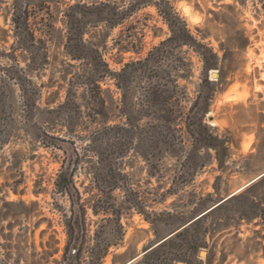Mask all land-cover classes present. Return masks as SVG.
<instances>
[{
  "label": "rangeland",
  "instance_id": "1",
  "mask_svg": "<svg viewBox=\"0 0 264 264\" xmlns=\"http://www.w3.org/2000/svg\"><path fill=\"white\" fill-rule=\"evenodd\" d=\"M12 1L0 0V264H114V260L115 264H129L157 240L152 223L136 208L123 211V243L112 247L104 260L99 261L91 256L88 247L93 244L95 229L105 215H95L89 207V231L81 257L73 259L64 255L69 239L65 223L71 215V201L68 195L56 189L55 181L62 162L69 157L65 149L72 146L55 138L64 135L61 133L62 122L54 120V115L47 109L65 100L67 83L61 77V70L69 62H78L65 54L63 11L66 4L57 6L52 2V16L45 12L47 21L56 25L48 36L49 63L32 77L39 94L37 107L33 105L28 110L18 83L5 73V69L16 63L25 67L28 61L27 53L13 47ZM171 1L194 33L204 37L203 40L220 55L221 68L212 69L210 78L219 79L221 74L224 78L206 120L217 127L219 133L232 139L233 152L226 172L222 173L217 162L212 161L173 195H168L167 191L180 165L176 156L165 154L148 162L134 149L120 160L129 172L132 189L139 194L141 209L157 221L162 235L170 230L165 224L168 217L159 214L170 211L178 216V220L191 219L199 198L215 193L214 183L218 175L222 174L219 198H224L246 189L254 183L249 184L252 179L264 172L262 0ZM101 30L98 27L92 32ZM169 34V27L156 8L148 6L116 27L101 49L111 68L118 70L125 62L145 56ZM92 39L98 40L99 33H95ZM121 43L129 48H122ZM184 50L192 59L194 68L189 81L180 80V84L187 88L188 98L182 101L187 108L200 88L203 63L191 49L185 47ZM7 53H14L17 60H12ZM214 71L218 72L217 77L212 75ZM102 87L112 117L118 122L121 93L111 78L103 81ZM82 91L79 88L78 94L81 95ZM84 122L81 120L78 124L75 136L84 135L85 127L97 126ZM180 130L188 149L191 139L184 127ZM75 142L83 154L87 142L78 137ZM75 182L83 199L90 200L94 185L86 160L80 164ZM250 193L264 201V183L258 184ZM114 195L121 202L125 192L117 189ZM229 221L232 226L226 228L218 225L226 222L224 215L206 220L205 225L210 226L206 236L208 246L199 249L200 264H264V221L259 218L252 222L242 220L237 223L230 218ZM202 251L206 256L201 255Z\"/></svg>",
  "mask_w": 264,
  "mask_h": 264
},
{
  "label": "trees",
  "instance_id": "2",
  "mask_svg": "<svg viewBox=\"0 0 264 264\" xmlns=\"http://www.w3.org/2000/svg\"><path fill=\"white\" fill-rule=\"evenodd\" d=\"M52 2L57 6L66 4L63 11L65 54L78 62H69L61 70V77L67 83L65 100L47 109L54 115V120L62 122L61 133L64 135L55 138L72 146L65 149L69 157L62 162L55 181L56 189L68 195L71 201V215L65 223L69 239L64 255L73 259L81 257L89 231V207L95 215H105L95 229L93 244L88 247L91 256L99 261L104 260L112 247L123 243L125 233L121 217L124 210L136 208L152 223L157 240L129 264H200L199 249L208 246L206 236L210 226L205 222L209 217L224 215L226 222L218 225L226 228L232 226L229 218L237 223L258 218L264 221V201L250 193L258 184L264 183V176L244 190L219 198L222 194L220 174L214 183L215 193L199 198L191 219L178 220V216L170 211L159 214L168 217L165 224L170 230L162 235L157 221L141 209L139 194L132 189L129 172L120 162L134 149L148 162L165 154L176 156L180 165L168 195L177 194L181 186L191 182L212 161L217 162L222 173L229 169L232 139L219 133L218 128L206 120L224 78L223 74L216 80L210 78L212 69L221 68L220 55L203 40L204 37L194 33L171 0H79L73 3L66 0H13V47L27 53L28 61L25 67L16 63L5 69V73L18 83L24 106L28 110L33 105L37 107L39 93L32 77L49 63L48 36L56 25L48 22L46 15L52 16ZM262 3L264 8V0ZM148 6L155 7L168 25L169 36L154 45L145 56L125 62L118 70L112 69L101 46L116 27ZM98 27L103 30L92 32ZM95 33H99V39L93 41ZM121 47L129 48L124 43ZM185 47L196 53L203 63L200 88L187 108L182 104L188 98L187 88L180 84V80L189 81L194 68ZM7 56L17 60L14 53H7ZM107 78L114 79L121 93L118 122L112 117L104 96L102 82ZM79 88L83 89L81 95L78 94ZM81 120L85 121L84 124L97 126L85 127L84 135L75 136ZM181 127L191 139L188 149ZM76 137L87 142L83 154L75 145ZM84 160L94 185L90 200L83 199L75 182V174ZM117 189L125 192L121 202L114 195Z\"/></svg>",
  "mask_w": 264,
  "mask_h": 264
},
{
  "label": "water",
  "instance_id": "3",
  "mask_svg": "<svg viewBox=\"0 0 264 264\" xmlns=\"http://www.w3.org/2000/svg\"><path fill=\"white\" fill-rule=\"evenodd\" d=\"M212 75H213L214 77H217V76H218V72L214 71V72H212ZM263 175H264V172L261 173L260 175H258L257 177H255L254 179H252V180L250 181L249 184L255 182L257 179H259V178L262 177ZM75 251H76V250L74 249V252H75ZM203 253H204V254H203ZM201 255L206 256V252H205V251H202V252H201Z\"/></svg>",
  "mask_w": 264,
  "mask_h": 264
},
{
  "label": "bare ground",
  "instance_id": "4",
  "mask_svg": "<svg viewBox=\"0 0 264 264\" xmlns=\"http://www.w3.org/2000/svg\"><path fill=\"white\" fill-rule=\"evenodd\" d=\"M204 254V253H203Z\"/></svg>",
  "mask_w": 264,
  "mask_h": 264
}]
</instances>
